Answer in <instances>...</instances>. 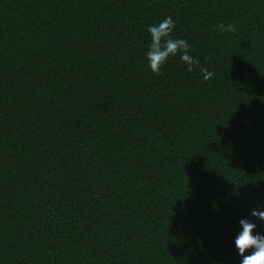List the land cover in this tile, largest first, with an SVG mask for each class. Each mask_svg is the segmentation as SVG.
Returning <instances> with one entry per match:
<instances>
[{"label":"trees","instance_id":"trees-1","mask_svg":"<svg viewBox=\"0 0 264 264\" xmlns=\"http://www.w3.org/2000/svg\"><path fill=\"white\" fill-rule=\"evenodd\" d=\"M261 206L264 0H0V264H239Z\"/></svg>","mask_w":264,"mask_h":264},{"label":"clouds","instance_id":"clouds-1","mask_svg":"<svg viewBox=\"0 0 264 264\" xmlns=\"http://www.w3.org/2000/svg\"><path fill=\"white\" fill-rule=\"evenodd\" d=\"M175 21L171 16L163 18L158 24L149 26V50L146 53L150 70L155 75L161 74L162 67L171 56H180V60L187 65L186 70L192 72L199 67V61L190 54V45L186 39L173 38ZM218 30L222 32H235L233 24H220ZM203 79L210 80L215 73L207 68H201ZM254 220L264 223V206L253 208L250 218L239 221L241 231L235 238V245L241 257L239 264H264V234L258 233ZM249 253V254H246Z\"/></svg>","mask_w":264,"mask_h":264}]
</instances>
